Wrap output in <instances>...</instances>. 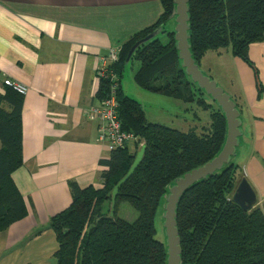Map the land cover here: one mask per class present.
Here are the masks:
<instances>
[{"label":"trees","instance_id":"16d2710c","mask_svg":"<svg viewBox=\"0 0 264 264\" xmlns=\"http://www.w3.org/2000/svg\"><path fill=\"white\" fill-rule=\"evenodd\" d=\"M160 1L163 13L157 22L124 41L119 60L110 68L119 79L123 129L136 141L101 161L106 168L102 186L70 183L72 203L50 224L59 243L58 264H168L167 241L157 238V215L176 181L214 160L226 143L224 112L188 75L176 31L167 29L177 18L176 2ZM189 9L191 52L200 67L207 53L225 50L252 65L250 46L264 41V0H189ZM134 60L140 63L133 77L137 86L180 100L187 113L194 112V121H201L195 105L210 111V122L202 132L199 126L182 131L148 118L145 106L122 85ZM110 91L111 80L101 79L99 100L110 96ZM24 100L25 95L12 86L0 92V232L28 214L13 178L23 165ZM142 144L147 147L143 162L120 189L112 216V191L130 170ZM243 178V170L231 160L182 196L177 209L181 264H264V206L247 211L233 201ZM123 202L138 212L134 222L119 217Z\"/></svg>","mask_w":264,"mask_h":264},{"label":"crops","instance_id":"0c3cea01","mask_svg":"<svg viewBox=\"0 0 264 264\" xmlns=\"http://www.w3.org/2000/svg\"><path fill=\"white\" fill-rule=\"evenodd\" d=\"M162 13L160 0H0V92L6 79L28 87L23 165L13 173L28 214L0 232V264H58L51 219L71 205L72 181L102 186L101 161L111 154L92 116L101 102L100 57ZM249 56L252 65L231 50L209 52L201 69L238 104L241 136L232 160L263 207L264 41L253 43ZM144 100L148 118L149 107L165 110L151 95Z\"/></svg>","mask_w":264,"mask_h":264},{"label":"water","instance_id":"95a60500","mask_svg":"<svg viewBox=\"0 0 264 264\" xmlns=\"http://www.w3.org/2000/svg\"><path fill=\"white\" fill-rule=\"evenodd\" d=\"M176 2V40L180 57L183 60V67L186 68L188 75L193 82L204 89L208 96L215 101L224 112L228 122V134L226 143L220 154L207 164L194 169L185 174L182 178L176 181L171 187L170 194L167 198L166 213H165V229L168 245V264H181L182 261V240L177 227V209L182 196L195 184L205 180L221 170L225 165L229 164L235 155L236 149L239 146V138L241 136L240 121L241 111L235 99L218 85L210 76L206 75L201 67L197 64L191 52L190 45V14L189 0H175ZM151 35L149 38H152ZM141 43L136 44L128 60L131 59L134 51ZM137 153L134 163L130 170L123 177L112 191V212L114 215L117 198L120 194L122 186L134 175L138 167L143 162L146 145L142 144ZM233 201L240 205L244 210H251L258 204V196L255 189L252 187L248 179L243 178L239 183L237 190L233 196Z\"/></svg>","mask_w":264,"mask_h":264},{"label":"rangeland","instance_id":"374dc122","mask_svg":"<svg viewBox=\"0 0 264 264\" xmlns=\"http://www.w3.org/2000/svg\"><path fill=\"white\" fill-rule=\"evenodd\" d=\"M176 25H177V22L175 19V22L171 21L168 24L167 29H170L173 27L175 30ZM161 37L163 39H166L165 34H163ZM113 48H120L121 49V46L119 45V46H116ZM225 51H227V50H225ZM108 54H109V52H108ZM108 54H106V55H108ZM106 55H102V56H106ZM259 61L262 62V61H264V59H262L260 57ZM139 66H140V63L137 60H134L133 64L128 66V68L125 72V75L123 77V87L133 98H136L137 100L139 99L141 102L145 103L146 101L144 100V98L146 96L151 95L158 102H161V104L164 105L165 110H163L160 107H158V108L149 107L148 115H149L150 120H153L154 122H157V123L165 124L169 127L176 128V129H179L182 131H189L192 129L193 126L197 125V126H199V132H202V127L204 125H207L210 122V111L202 110L201 108H198L195 105L194 108L197 109V111L201 115V121H199V125L196 124V122L193 121V116L191 114H187V112L185 111L186 105L183 102H181L180 100H177L174 98H168V97H165V96L160 95V94L148 92V91L140 88L139 86H137L135 84L134 78H133L134 74H135L134 72H136L138 70ZM202 70H205V69L202 67ZM205 72H206V70H205ZM214 78H215L214 79L215 81L219 82L218 83L219 85L223 84L221 81L218 80L217 76ZM146 104L147 103H145L144 106H146V108H147L148 105H146ZM132 142L133 141H131L130 144ZM167 198H168V196H167ZM166 205H167V203H165L163 208L160 209V211L157 215V219H156V225H157V229H158L157 238L161 241H164V242L167 241L166 229H165V222H166V220H165L166 209L165 208H166ZM119 217L127 219L130 222H134L138 218V212L128 202H123L119 206Z\"/></svg>","mask_w":264,"mask_h":264},{"label":"built area","instance_id":"2783aa9c","mask_svg":"<svg viewBox=\"0 0 264 264\" xmlns=\"http://www.w3.org/2000/svg\"><path fill=\"white\" fill-rule=\"evenodd\" d=\"M120 48H112L109 54L101 56L98 67L99 78L111 80L110 96L102 100L99 105L92 109V116L96 117L100 122L99 140L107 144L109 150L112 152L116 149H122L135 142L136 137L132 133H128L123 129L122 119L120 116V104L118 102V76L113 73L111 66L119 60ZM5 86H12L19 93L26 95L28 87L20 82L6 79Z\"/></svg>","mask_w":264,"mask_h":264}]
</instances>
